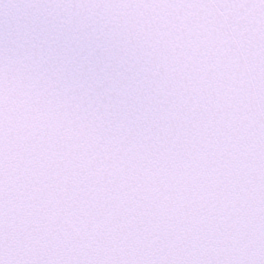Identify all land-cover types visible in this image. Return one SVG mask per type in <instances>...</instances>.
Here are the masks:
<instances>
[{
  "label": "snow or ice",
  "instance_id": "6c2138e0",
  "mask_svg": "<svg viewBox=\"0 0 264 264\" xmlns=\"http://www.w3.org/2000/svg\"><path fill=\"white\" fill-rule=\"evenodd\" d=\"M0 264H264V0H0Z\"/></svg>",
  "mask_w": 264,
  "mask_h": 264
}]
</instances>
